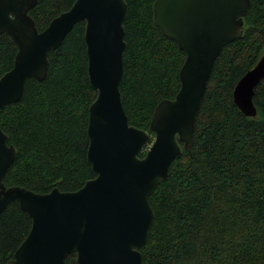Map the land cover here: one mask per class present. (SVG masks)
I'll use <instances>...</instances> for the list:
<instances>
[{
	"label": "trees",
	"instance_id": "16d2710c",
	"mask_svg": "<svg viewBox=\"0 0 264 264\" xmlns=\"http://www.w3.org/2000/svg\"><path fill=\"white\" fill-rule=\"evenodd\" d=\"M75 1L37 0L29 15L41 32ZM125 1L119 92L129 124L149 131L155 107L179 89L185 57L155 26V0ZM83 36L81 22L48 54L46 78L27 80L22 99L0 109V127L17 150L6 187L74 192L95 178L86 152L88 107L96 92ZM16 52L12 39L0 35V77L12 69ZM263 52L264 0H250L240 39L215 60L190 152L173 161L149 198L154 219L140 250L143 264H264V79L254 90L255 118L245 117L232 97ZM31 224L17 203L0 214V264L12 258ZM64 264H77L75 254Z\"/></svg>",
	"mask_w": 264,
	"mask_h": 264
},
{
	"label": "water",
	"instance_id": "95a60500",
	"mask_svg": "<svg viewBox=\"0 0 264 264\" xmlns=\"http://www.w3.org/2000/svg\"><path fill=\"white\" fill-rule=\"evenodd\" d=\"M36 4L0 0V35L17 48L12 69L0 77V109L22 99L27 80L46 78L48 54L84 23L87 75L96 92L88 107L86 160L95 178L74 192L6 187L3 179L17 150L0 127V214L17 203L32 222L7 264H64L71 254L77 264H143L140 250L154 219L149 198L173 161L190 152L215 60L240 39L250 0H155V26L185 58L179 89L155 107L149 131L129 124L119 92L126 1L76 0L41 32L29 15ZM263 79L264 52L233 90L234 105L245 117H256L252 99Z\"/></svg>",
	"mask_w": 264,
	"mask_h": 264
}]
</instances>
